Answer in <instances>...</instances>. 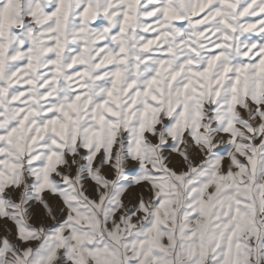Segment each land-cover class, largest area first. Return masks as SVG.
I'll return each mask as SVG.
<instances>
[{
  "label": "snow or ice",
  "instance_id": "1",
  "mask_svg": "<svg viewBox=\"0 0 264 264\" xmlns=\"http://www.w3.org/2000/svg\"><path fill=\"white\" fill-rule=\"evenodd\" d=\"M0 264H264V0H0Z\"/></svg>",
  "mask_w": 264,
  "mask_h": 264
}]
</instances>
